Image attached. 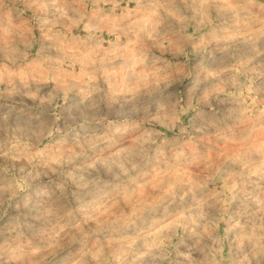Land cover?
<instances>
[{
    "label": "rangeland",
    "instance_id": "rangeland-1",
    "mask_svg": "<svg viewBox=\"0 0 264 264\" xmlns=\"http://www.w3.org/2000/svg\"><path fill=\"white\" fill-rule=\"evenodd\" d=\"M0 264H264V0H0Z\"/></svg>",
    "mask_w": 264,
    "mask_h": 264
}]
</instances>
